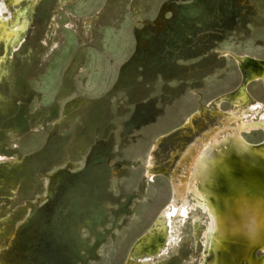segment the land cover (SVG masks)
Segmentation results:
<instances>
[{"label": "rangeland", "instance_id": "374dc122", "mask_svg": "<svg viewBox=\"0 0 264 264\" xmlns=\"http://www.w3.org/2000/svg\"><path fill=\"white\" fill-rule=\"evenodd\" d=\"M25 20L19 49L0 47V264H123L169 199L184 119L238 87L235 55L264 58V0H40ZM196 213L168 212L162 264L198 263Z\"/></svg>", "mask_w": 264, "mask_h": 264}, {"label": "bare ground", "instance_id": "6f19581e", "mask_svg": "<svg viewBox=\"0 0 264 264\" xmlns=\"http://www.w3.org/2000/svg\"><path fill=\"white\" fill-rule=\"evenodd\" d=\"M39 1L0 0V47L6 55L19 49L27 29L25 13ZM10 6L11 11L5 14ZM220 53L227 55L225 50ZM235 58L244 72L243 80L229 94L210 100L184 119L181 128L190 130L193 139L179 155L170 154L175 161L168 172L169 199L132 243L123 264H149L148 259L161 263L170 231L164 220L171 211L181 220L188 218V212L207 215L197 264H264V101H252L247 89L252 82L264 84V58L250 54ZM5 61L0 57V68ZM225 98L231 105L228 109L221 107ZM209 108L215 123L197 128L194 119ZM256 133L262 134L261 140L248 139ZM161 139L154 140L152 151ZM6 161L0 155V166ZM155 169L150 153L145 176L152 178ZM159 169L166 173V168ZM199 213L190 219L193 239L198 238Z\"/></svg>", "mask_w": 264, "mask_h": 264}, {"label": "water", "instance_id": "95a60500", "mask_svg": "<svg viewBox=\"0 0 264 264\" xmlns=\"http://www.w3.org/2000/svg\"><path fill=\"white\" fill-rule=\"evenodd\" d=\"M156 215H157V214H156ZM156 215L154 216V218L156 217ZM154 218H153V219H154ZM130 247H131V246H130ZM129 250H130V248H129ZM129 250H128V252L130 253V251H129ZM127 255H128V253H127Z\"/></svg>", "mask_w": 264, "mask_h": 264}]
</instances>
